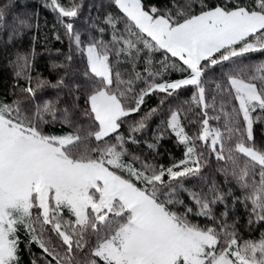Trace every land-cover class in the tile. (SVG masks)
<instances>
[{"label":"snow or ice","instance_id":"snow-or-ice-1","mask_svg":"<svg viewBox=\"0 0 264 264\" xmlns=\"http://www.w3.org/2000/svg\"><path fill=\"white\" fill-rule=\"evenodd\" d=\"M112 3L122 15L81 32L72 21L82 0H44L68 41L67 52L56 49L63 62L52 68L63 74L55 83L32 75L34 50L13 62L14 98L0 100V264H23L25 251L31 264H264V231L245 239L235 215L239 205L243 227H264V149L255 135L264 126V61L249 55H264V0ZM173 72L181 78H166ZM48 89L55 98L39 99ZM153 95L157 105L141 113ZM170 136L183 159L165 166L137 154L146 144L159 155ZM212 159L222 162L223 186L204 174Z\"/></svg>","mask_w":264,"mask_h":264},{"label":"trees","instance_id":"trees-1","mask_svg":"<svg viewBox=\"0 0 264 264\" xmlns=\"http://www.w3.org/2000/svg\"><path fill=\"white\" fill-rule=\"evenodd\" d=\"M62 3L67 4L68 0H61ZM80 2V0H77ZM83 10L78 18H75L72 22L77 31L83 32L85 29L89 28L90 23L99 22L107 14L111 13L113 15H122L118 7L112 3V0H82ZM149 4H155L157 6H164L168 3V0H147ZM0 9L5 12L2 27H0V100L12 101L14 98L12 95L13 85L16 83L15 70L16 66L13 63L16 60L18 53H28L30 51L35 52L34 61V71L32 75L35 76L40 73L43 77L49 79L53 83L56 82L58 76L63 74L62 70H53L52 65L54 63L63 62V57L56 54V49H60L62 52L68 51V41L67 38L63 36L64 29L57 23V14L53 13L50 9L44 7V0H0ZM68 19V18H66ZM21 20H27L28 23L32 24L31 28H24L20 26ZM38 24V27L35 25ZM19 29L21 34L14 35V30ZM61 35V41L55 39L56 34ZM94 34V33H93ZM35 37V40L33 38ZM86 39L85 37H82ZM51 50V52L49 51ZM252 55V54H249ZM261 54H254L252 58L254 62H257L261 58ZM162 57L160 53L154 54L155 60H160ZM78 67H83V62L80 60L76 61ZM158 67V65H157ZM219 74V68L213 69L210 72V76L215 78ZM172 80L181 78V74L178 72L170 73L169 77ZM21 84L24 83L23 80L20 81ZM58 90L48 89L43 92V94L38 97L39 99H54ZM193 89H182L180 98L181 100H188L193 94ZM61 95L63 93L61 92ZM83 103V101H81ZM158 103V97L153 95L146 98V103L141 109V113L147 111L149 108L155 107ZM141 113L135 114L138 118ZM212 113L210 112V115ZM83 123V122H82ZM159 123V117L154 118L150 123L148 139L151 137V130ZM210 123H214L210 121ZM194 126H189L188 130L192 131ZM45 132L52 133H62L71 131L70 128L65 126L61 128L59 125L51 126L46 125L44 127ZM256 142L257 146L264 149V126L257 125L255 128ZM159 155H154L148 148L146 144H142L137 151L138 155L144 156L145 159L151 160L156 164H161L165 166H170L174 161H179L184 158V147L176 142L174 136L166 137L160 142ZM212 169H204V174L209 178L215 177L216 181L222 186L224 184V177L222 174L217 173L215 169L220 166L222 162H217L212 159ZM198 181L186 180L185 185L187 187H192L197 184ZM233 187L236 195H240L241 192L235 187L234 183L229 185ZM182 198L185 202L190 203L188 197L183 195ZM223 210L222 205L217 206V213ZM235 215L240 218V225L242 235L245 239H259L261 232L264 231V227H256L254 230H250L247 227H243L246 224V213L241 206H237ZM194 222H199L201 225L207 223L203 218L192 217ZM23 239V237H21ZM23 247V245H22ZM31 251L36 254L37 257L41 255V250L33 244L31 246ZM32 256L25 251L22 255L23 264H31ZM38 264H43L42 261L38 260Z\"/></svg>","mask_w":264,"mask_h":264},{"label":"rangeland","instance_id":"rangeland-1","mask_svg":"<svg viewBox=\"0 0 264 264\" xmlns=\"http://www.w3.org/2000/svg\"><path fill=\"white\" fill-rule=\"evenodd\" d=\"M254 54H257V53H254ZM254 54H252V55H250V56L253 57ZM253 59H254V58H252V60H253ZM260 61H264V55L261 56L260 60H258L257 63L260 62Z\"/></svg>","mask_w":264,"mask_h":264}]
</instances>
